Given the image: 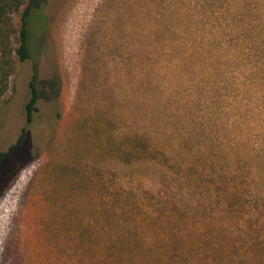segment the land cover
Masks as SVG:
<instances>
[{"label": "rangeland", "instance_id": "1", "mask_svg": "<svg viewBox=\"0 0 264 264\" xmlns=\"http://www.w3.org/2000/svg\"><path fill=\"white\" fill-rule=\"evenodd\" d=\"M36 3L40 15L31 21V58L17 63L0 100L4 151L26 125L32 81L39 94L23 147L0 163V264L65 260L63 246L49 235L36 241L49 205L38 183L44 177L47 189L53 187L46 171L50 161L86 147L87 161L119 174L125 186L152 179L145 166L131 174L129 164L95 158V133L103 137L94 130L98 120L112 122L122 134L165 136L176 147L191 136L201 150L215 145L247 154L259 209L240 218L234 234L248 250L240 264H264V54L255 48L264 37V0ZM253 9L260 16L241 23L238 11ZM19 18L14 15L16 26Z\"/></svg>", "mask_w": 264, "mask_h": 264}, {"label": "trees", "instance_id": "2", "mask_svg": "<svg viewBox=\"0 0 264 264\" xmlns=\"http://www.w3.org/2000/svg\"><path fill=\"white\" fill-rule=\"evenodd\" d=\"M36 2L27 0L22 10L24 0H0V100L17 63L31 58V21L40 15ZM257 10L238 11L239 21L248 24L247 17L260 16ZM15 14H20L18 26ZM232 22L241 33L238 22ZM242 30L247 31V25ZM255 48L264 54V37ZM30 87L26 125L15 143L0 151V163L26 141L39 96L33 81ZM98 124L94 130H101L103 137L94 131L100 143L95 158L120 160L131 166V174L145 166L152 171V179L143 184L138 178L137 184L125 186L119 174L87 161L89 148L76 147L64 160L47 165L53 187L47 189L44 177L38 183L49 205L43 208L44 227L36 241H45L49 235L56 245L61 243L65 258L61 264L243 262L248 250L242 236L234 232L240 218L259 209V203L252 200L253 172L246 168L247 154L239 156L238 151L215 145L201 150L195 148L200 143L191 136L183 137L176 147L165 136L122 134L112 122L98 120ZM48 210L52 213L47 218ZM42 261L38 264H46ZM58 263L53 259L51 264Z\"/></svg>", "mask_w": 264, "mask_h": 264}]
</instances>
